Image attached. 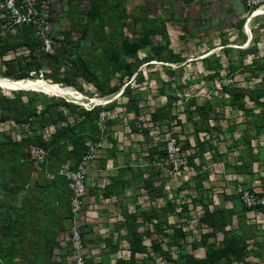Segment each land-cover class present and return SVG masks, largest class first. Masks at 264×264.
<instances>
[{
    "label": "rangeland",
    "instance_id": "rangeland-1",
    "mask_svg": "<svg viewBox=\"0 0 264 264\" xmlns=\"http://www.w3.org/2000/svg\"><path fill=\"white\" fill-rule=\"evenodd\" d=\"M241 2L30 0L47 27L38 20L26 34L19 29L26 22L7 24L0 0V78L56 83L89 104L0 88V264H57L61 256L66 262V173L103 142L130 145L143 168L162 170L148 180L151 187L166 180L165 197L177 191L176 204L165 207L166 218L176 209L174 223L154 222L162 219L157 206L141 216V229L166 232L134 239L153 251L138 260L181 262L196 244L219 254L225 189L238 183L236 173L243 181L264 173V13L251 16ZM149 24L158 28L150 37ZM143 39L145 46L132 51ZM118 91L108 103L88 102ZM170 139L176 152L167 149ZM34 146L44 152L38 169ZM243 191L260 201L249 209L264 211V194L247 185L234 194L239 206L248 208ZM158 192L155 186L152 196Z\"/></svg>",
    "mask_w": 264,
    "mask_h": 264
},
{
    "label": "crops",
    "instance_id": "crops-1",
    "mask_svg": "<svg viewBox=\"0 0 264 264\" xmlns=\"http://www.w3.org/2000/svg\"><path fill=\"white\" fill-rule=\"evenodd\" d=\"M226 1L230 3V0ZM241 7L243 8L242 2ZM103 143L90 163L83 198L85 219L82 239L87 256L86 264H127L135 237L144 239L156 235L160 238L164 237L166 232L158 225H154V229H141L142 215H147L152 207L157 206V213L158 216L161 214L162 221L159 218L154 222L164 223L166 219L169 221L172 219L174 223L177 220L176 209L167 214V218L165 216V207L178 201L177 191L174 190L172 199L166 198V180L160 183L158 179L151 187L148 180L154 173L162 176V170L155 167L151 172L143 168L140 157L134 154L130 145L125 150V147L117 143ZM121 148L125 151H121ZM260 148H253L252 152L256 154ZM126 151H129V154ZM240 177L241 173L235 174L238 183L228 186L225 189V197L221 199L228 212L221 228L220 241L224 245L230 238H235L243 243L244 248L241 250L240 258H233L228 253L229 258H223L218 264H264V211L239 206L234 195L246 185L264 194V173L245 175L244 181L243 177L242 179ZM155 186L159 192L153 197ZM212 234L216 238L217 232L213 231ZM62 246L64 247L65 243H62ZM151 250L146 247L135 252L133 264H145L137 258L141 256L146 259L148 255H152ZM205 251L206 246L196 244L189 251V256L202 259L205 257ZM56 252L61 253L59 249ZM62 257H57L59 261L57 264L66 263ZM67 258L68 256L65 258L66 261Z\"/></svg>",
    "mask_w": 264,
    "mask_h": 264
},
{
    "label": "built area",
    "instance_id": "built-area-1",
    "mask_svg": "<svg viewBox=\"0 0 264 264\" xmlns=\"http://www.w3.org/2000/svg\"><path fill=\"white\" fill-rule=\"evenodd\" d=\"M28 2V3H27ZM47 2L42 1L41 7L44 8V13H47ZM245 10L253 15L256 11L264 12V0H243ZM4 10L7 15V24H17V21L26 22L25 24L31 26L38 23L41 30H45L47 23L45 21L46 14L38 16V12L30 0H4ZM39 20V21H38ZM49 47V45H48ZM175 139H170L167 143L168 151L176 152L178 147L175 146ZM33 167H38L44 162V152L39 147H32L30 149ZM96 149L90 147L88 151L81 155L75 168L66 173L68 179V189L70 192L68 202V234L67 243L70 246L69 256L65 264H86V251L82 239V226L84 223L83 212V198L85 196L86 177L89 171V166L92 159L95 157ZM243 204L248 207H254L259 204L253 192L243 191L241 195ZM152 264H179L174 257L165 258L157 257Z\"/></svg>",
    "mask_w": 264,
    "mask_h": 264
},
{
    "label": "bare ground",
    "instance_id": "bare-ground-1",
    "mask_svg": "<svg viewBox=\"0 0 264 264\" xmlns=\"http://www.w3.org/2000/svg\"><path fill=\"white\" fill-rule=\"evenodd\" d=\"M264 13L262 11H256L253 15H260ZM252 16V15H251ZM250 21V18L248 19L244 29L248 37H250V32L248 29V22ZM0 88L5 90H25V91H38L49 95L54 96H65L73 100H78L80 102V105H84L88 107L87 100L77 91L74 89H71L69 87H61L60 85L56 83H50L48 81L42 80V79H19V80H7V78L2 79L0 78ZM106 97L103 99H91L88 102L94 104V105H102L105 103H108L114 99V96L117 94ZM108 95V94H107Z\"/></svg>",
    "mask_w": 264,
    "mask_h": 264
},
{
    "label": "trees",
    "instance_id": "trees-1",
    "mask_svg": "<svg viewBox=\"0 0 264 264\" xmlns=\"http://www.w3.org/2000/svg\"><path fill=\"white\" fill-rule=\"evenodd\" d=\"M19 29L20 31L25 32L26 34L27 33L29 34V32L31 31L30 26H22ZM155 29H158V28H156L154 24H151V25L149 24V26L147 27V30H149V32L145 33V35L150 37L151 33H153ZM146 42L147 41L143 39L141 46L137 44L136 46L133 47L132 51H136L139 47H144ZM134 78H137V80H140L142 77H141V74L137 72ZM67 216L69 218L68 214ZM134 239L137 240L136 237ZM211 247H214V246H211ZM243 248H244V245L242 242H239L235 238H230L228 241L225 242L224 245H222V248L219 251V254L213 248L207 247L205 257L202 259H194L191 256H183L181 257L182 258L181 262L180 261H176V262H178L179 264H218L219 261L222 260L223 258L225 259L229 258L228 253H230L231 254L230 256H232L233 258H236V259L240 258V256L242 255L241 250ZM67 249L70 250V246ZM140 250H142V247L140 246L139 242L138 241L137 243L133 242V249L130 254V260L127 264H133V255L135 252L140 251Z\"/></svg>",
    "mask_w": 264,
    "mask_h": 264
}]
</instances>
